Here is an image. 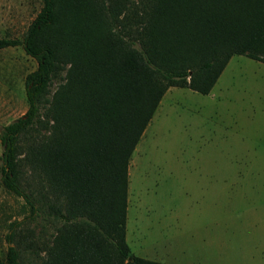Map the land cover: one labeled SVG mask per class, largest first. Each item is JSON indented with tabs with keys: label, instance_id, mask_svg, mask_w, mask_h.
Segmentation results:
<instances>
[{
	"label": "trees",
	"instance_id": "obj_1",
	"mask_svg": "<svg viewBox=\"0 0 264 264\" xmlns=\"http://www.w3.org/2000/svg\"><path fill=\"white\" fill-rule=\"evenodd\" d=\"M41 1L22 39L0 38L37 62L27 112L0 135L1 183L58 225L41 264H164L127 243L131 156L170 88L208 95L232 57L264 64V0ZM0 264H22L20 251Z\"/></svg>",
	"mask_w": 264,
	"mask_h": 264
},
{
	"label": "rangeland",
	"instance_id": "obj_2",
	"mask_svg": "<svg viewBox=\"0 0 264 264\" xmlns=\"http://www.w3.org/2000/svg\"><path fill=\"white\" fill-rule=\"evenodd\" d=\"M41 7V0H0V38L22 39ZM36 69L22 47L0 50V135L27 112L25 82ZM2 151L0 141V165ZM21 171L20 186L39 200L38 176L25 162ZM128 181L133 255L164 264L236 263L232 244L264 238V64L232 57L208 95L170 88L131 156ZM57 226L6 190L0 172L2 258L16 247L22 264H41L43 242Z\"/></svg>",
	"mask_w": 264,
	"mask_h": 264
},
{
	"label": "crops",
	"instance_id": "obj_3",
	"mask_svg": "<svg viewBox=\"0 0 264 264\" xmlns=\"http://www.w3.org/2000/svg\"><path fill=\"white\" fill-rule=\"evenodd\" d=\"M231 246L238 247L237 250L234 249L228 252V255L236 258V263L231 264H264V238L241 239Z\"/></svg>",
	"mask_w": 264,
	"mask_h": 264
},
{
	"label": "bare ground",
	"instance_id": "obj_4",
	"mask_svg": "<svg viewBox=\"0 0 264 264\" xmlns=\"http://www.w3.org/2000/svg\"><path fill=\"white\" fill-rule=\"evenodd\" d=\"M18 90V89H17Z\"/></svg>",
	"mask_w": 264,
	"mask_h": 264
}]
</instances>
